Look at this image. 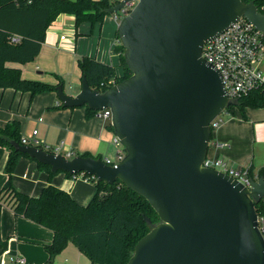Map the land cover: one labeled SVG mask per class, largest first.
Segmentation results:
<instances>
[{"label":"water","instance_id":"1","mask_svg":"<svg viewBox=\"0 0 264 264\" xmlns=\"http://www.w3.org/2000/svg\"><path fill=\"white\" fill-rule=\"evenodd\" d=\"M130 1L137 4L118 35L132 75L105 92L93 90L87 78L75 96L62 84L56 91L67 108L110 107L123 159L112 166L92 156L68 159L16 141L12 146L53 172L120 181L148 201L160 223L127 264H264L255 208L264 198V177L250 179L248 188L203 167L212 121L238 101L230 100L221 72L202 56L208 41L242 17L264 34V13L243 0H123L108 13Z\"/></svg>","mask_w":264,"mask_h":264},{"label":"crops","instance_id":"2","mask_svg":"<svg viewBox=\"0 0 264 264\" xmlns=\"http://www.w3.org/2000/svg\"><path fill=\"white\" fill-rule=\"evenodd\" d=\"M119 23L114 14H108L101 23L83 22L76 26L75 16L61 14L48 28L46 40L35 60L25 65L8 63V66L21 69L25 79L51 85H58L59 76L63 79L65 93L75 96L82 85V71L78 64L81 57L95 58L114 66L119 75L122 73L120 52L117 51L121 45ZM4 98L8 111L0 112V128L17 121L21 125V137H32L37 130L36 138L43 145L56 147L62 144L65 152L73 154L71 158L87 154L112 163L117 161L118 148L113 144L116 135L109 127L110 121L90 114L86 107H61L56 91L32 96L29 92L7 89L0 91V104ZM245 115L243 118L236 111L224 118V124L212 133L208 157L222 158L234 167H250L258 173L264 169V109L247 108ZM222 143L226 146L220 148ZM8 155L7 148L0 145V191L7 180ZM81 175L69 178L61 172L53 176L51 182L68 191L78 203L87 205L96 188L91 183L93 181L85 180ZM49 181V174L36 161L21 158L13 177L18 191L37 197ZM0 236L7 242V249H2L0 264H19L11 261L13 257L25 259V264L48 263L45 245L52 242L53 233L17 217L9 206L1 203ZM82 259L83 254L79 252L77 264H81ZM88 264H91L90 260Z\"/></svg>","mask_w":264,"mask_h":264},{"label":"trees","instance_id":"3","mask_svg":"<svg viewBox=\"0 0 264 264\" xmlns=\"http://www.w3.org/2000/svg\"><path fill=\"white\" fill-rule=\"evenodd\" d=\"M243 1H253L258 10L264 13V0ZM114 5L113 0H0V91L13 89L29 92L32 96L57 91V86L64 84L61 77L57 76L58 85L28 80L23 78L21 69L10 67L8 63L25 65L35 60L46 40L48 28L61 14L75 16L76 26L83 22L96 24L104 20ZM13 37H18L19 41L12 43ZM117 51L120 52L124 70L121 75L114 66L95 58H79L82 79L87 78L93 90L105 92L110 89L107 83L112 79L118 84L132 75L125 61L122 43ZM61 107H64L63 104ZM84 107L90 114L97 112ZM247 108L264 109V91L251 92L226 112L234 115L239 111L245 118ZM109 127L113 129L111 121ZM13 141L22 143L21 125L17 121L0 128V145L9 151L5 166L7 180L0 191V203L9 206L17 217H23L53 233L52 242L45 245L48 262L54 264L55 258L72 243L88 257L91 264H127L137 243L160 220L148 201L120 181L111 185L95 179L92 180L95 195L87 205H82L68 191L51 182L52 177L61 172L69 178L79 174L53 172L50 166L17 151L11 144ZM83 156L90 157L87 154ZM23 157L36 161L49 174V183L37 197L14 187V173ZM250 175L264 177V169L256 173L250 168ZM255 208L257 214L264 217V200L256 203ZM144 216L149 217L151 223ZM0 247L7 249V242L2 241L1 236Z\"/></svg>","mask_w":264,"mask_h":264},{"label":"built area","instance_id":"4","mask_svg":"<svg viewBox=\"0 0 264 264\" xmlns=\"http://www.w3.org/2000/svg\"><path fill=\"white\" fill-rule=\"evenodd\" d=\"M114 1L117 4L123 0ZM136 4L137 1L125 3L124 7L114 14L116 19L121 22L125 17L130 15ZM18 41V37L11 38L12 43H17ZM202 56L221 72L224 87L229 93L231 101H239L253 91H264V69L262 67L264 63V34L260 30L255 29V26L246 18H240L229 29L208 41L202 48ZM107 85L111 88L117 85V82L115 79H112ZM95 115L104 120L111 121L112 112L110 107H108L97 111ZM224 122L225 119L222 114L217 116L211 123V129L213 131L219 129ZM37 133L38 131L36 130L32 137H22L21 144L42 148L56 155L61 154L68 159L72 157L73 154L70 151L65 152L63 150L62 144L56 147L43 145L36 138ZM113 144L118 148L117 161L112 163L107 159L106 162L112 166H117L126 153L123 143L117 136L114 137ZM224 146L226 144H219L220 148ZM203 167L229 175L248 188H251L252 184L250 179L252 181L259 179L257 176L253 177L250 175V167H234L222 158L212 159L207 156ZM81 177L88 181L96 179L85 173H82ZM261 200H264V198ZM258 227L264 237V217L260 215H258ZM11 261L19 264L26 263L23 258L13 257Z\"/></svg>","mask_w":264,"mask_h":264},{"label":"rangeland","instance_id":"5","mask_svg":"<svg viewBox=\"0 0 264 264\" xmlns=\"http://www.w3.org/2000/svg\"><path fill=\"white\" fill-rule=\"evenodd\" d=\"M114 1V0H113ZM263 69H264V63H263ZM123 74H124V70H122L121 71ZM121 73V74H122ZM120 74V75H121ZM66 91L68 92L69 91V89L66 87ZM1 106H0V112H3L4 110H6L7 109V111H8V108L6 107V105H5V98H4V100H2V102H1V104H0ZM8 107H9V105H8ZM229 114L226 112V111H224L223 113H222V116H223V118H228L229 116H228ZM15 172H17V168H16V171ZM91 183H94V182H91ZM158 223H160V220L157 222V224ZM156 224V225H157ZM71 245V246H70ZM72 249H74V251H76V254L73 252V250ZM80 251L78 250V248L74 245V244H69L56 258H55V261H54V264H77V255H78V253H79ZM72 253H74V255H71ZM81 253V252H80ZM66 259H68V261H66ZM88 261H89V259H88V257L86 256V255H84L83 254V259H82V263L81 264H88Z\"/></svg>","mask_w":264,"mask_h":264}]
</instances>
